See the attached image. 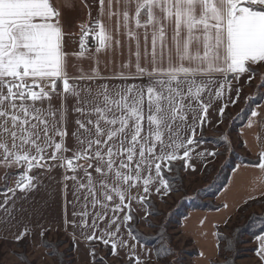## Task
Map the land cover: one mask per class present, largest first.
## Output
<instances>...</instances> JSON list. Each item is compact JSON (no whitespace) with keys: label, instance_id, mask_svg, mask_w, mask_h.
I'll return each mask as SVG.
<instances>
[{"label":"snow or ice","instance_id":"snow-or-ice-1","mask_svg":"<svg viewBox=\"0 0 264 264\" xmlns=\"http://www.w3.org/2000/svg\"><path fill=\"white\" fill-rule=\"evenodd\" d=\"M85 10L89 20L80 24L77 48L69 49L65 37L76 35L73 14ZM105 18L115 20V30L106 27ZM89 38L96 43L90 45ZM125 47L128 58L102 71L101 56H123ZM258 73L264 76V0H0L4 223L24 211L23 204L17 209L18 200L41 187L34 170H42L49 187L58 173L65 212L70 189L74 198L72 220L65 224L80 228L86 241H98L104 250L110 245L112 257L126 249L129 264H182L178 253L163 245L141 257L135 244L120 238L121 228L138 240L129 226L133 204L150 206L153 193L167 196L172 181L164 173L172 172L176 161L196 172L194 160L217 155L201 150L206 141L197 139V130L202 135L204 125L212 123L213 103L227 94L218 108L222 122L229 103L235 105L241 94L237 87L232 98L233 81L247 74L250 85ZM258 87L264 88V79ZM246 126L256 130L260 144L252 166L264 174V109H252ZM20 167L22 173L10 171ZM10 179L14 187H7ZM134 190L142 194L133 195ZM46 231L42 228L39 242L34 241L46 249L39 259L62 264L44 243ZM27 235L25 229L14 236L18 247ZM255 239L257 264H264V234ZM97 254V248L90 249L91 264H105ZM13 255L34 264L24 251Z\"/></svg>","mask_w":264,"mask_h":264},{"label":"crops","instance_id":"crops-1","mask_svg":"<svg viewBox=\"0 0 264 264\" xmlns=\"http://www.w3.org/2000/svg\"><path fill=\"white\" fill-rule=\"evenodd\" d=\"M78 2V0H77ZM65 3H68V0H65ZM89 3H92V0H89ZM70 6V5H69ZM97 16V12L95 9L92 12V17L95 19ZM73 23L71 24V27L74 29L76 35H68L65 37L69 49H76L77 48V42L79 39V31H80V24L81 22L87 23L89 20V17L87 16V10L84 12L77 11L75 14H73ZM104 24L107 28L115 30L116 22L115 20H108L107 18L104 19ZM140 36H141V45L143 47V30H140ZM151 33H149V41H150ZM118 38L121 40H124L125 38L122 35L118 34ZM90 45H94L96 42L92 41L91 38H89ZM133 50L135 49V42L132 44ZM94 51V50H93ZM128 58V51L127 47L124 49V55L120 56L119 54H116L115 56L109 55L107 57L101 56V70L102 71H109L112 67V62L114 61L116 64H119L123 60H126ZM105 60L109 61V68L106 70L104 69V62ZM83 67L85 70L89 67V62L84 61ZM247 80V74L242 76L240 78L239 83L236 81H233L232 87L233 91L231 93V96L233 99L236 98L235 89L237 87H240L241 90H249L250 85L246 83ZM254 82V79L252 80ZM227 100V94L225 95L224 101L214 102L213 107L210 109L209 113V119L212 121L211 124H205L203 127V134L205 136H213L216 134V130L219 126H221L223 123L219 122L220 117L218 115V108L221 103L225 102ZM57 103V101L54 100V104ZM260 106L261 109H264V96L262 101L257 104ZM257 105L254 106L253 109L257 107ZM71 108V104L69 105ZM228 107L231 109L232 104L229 103ZM70 118L74 119V117L71 116ZM249 118V115L246 119V121L238 128L237 130V136L239 137L240 141L242 142V151L245 152L247 155H249L252 158H258V152L260 150V144L255 139L256 130L252 129L249 130L247 128V120ZM71 132V128H70ZM200 134L199 129L197 130V136ZM69 145L73 143V140L69 139L68 141ZM201 150H207V151H216L220 150V148H217L212 142L206 141L202 145ZM68 155H71V153H68ZM215 157H205L203 160L196 159L193 161V163L197 166L196 172H191L190 170L185 171L183 170L184 177L190 180H193L196 177H199L202 173V170L204 166L208 163H211L215 160ZM252 165L255 164H236L235 167L230 172V175L228 177V180L226 184L223 186V188L220 190V192L215 196L214 202L220 207L217 210H191L188 211L187 215L181 219L179 228L185 236L190 238L192 240L193 245L198 251L197 259L203 261H208L210 264V259L215 255L217 248H216V237H215V225L222 223L226 218L234 213L236 208L242 204L244 201L250 199V196H259L262 189H264V174H262L258 168L253 167ZM235 169V170H234ZM12 173L16 174V171H24L23 167L16 168L10 170ZM32 175H41V187L30 193L28 195V198L24 201L18 200L17 201V209L20 208V205L23 204L24 211H17L14 219L11 223L5 224V214L0 211V239L5 240H14V236L19 234L20 232L24 231L25 229L28 232V240L29 242L34 245V241L36 243L39 242L40 237L39 233L43 229H47L50 232H61L65 234L71 241L72 247H73V256L77 263L80 264H91V257L89 255V251L91 248L95 247L97 248L98 252L100 249H103L100 247V243L98 241H86L81 236V229L75 228L70 224H65V219L68 221L72 220V212H73V196L71 195V189L69 190V195L67 197L68 201L70 202L68 204L67 210L65 212V209L63 207V201L61 197L57 194L58 192V186L56 184V179H59L58 173H53V179L51 181V187H49V178L44 177L42 175V170H34ZM4 175V170L0 169V176ZM95 175V174H94ZM0 183H2V180H0ZM15 185V179H10L8 181V187H14ZM3 192V191H0ZM142 194V190H134L133 195H140ZM9 195H11L9 193ZM20 193L17 191V196H19ZM163 195H156L155 193L152 194V198L154 200H159ZM3 200V196H0V201ZM114 202L118 203V199L114 198ZM83 201L81 200L80 204H82ZM80 204L76 205V210H80ZM227 205L228 207L225 208L224 205ZM137 209H139V214L137 212ZM89 210H91L89 208ZM146 212V207H141L138 204H133V211L134 215L138 219V224L140 228H142V216H144V213ZM111 215V213H109ZM121 215V219L123 214ZM89 224H91V219H89ZM77 223L79 224V220H77ZM106 223V222H105ZM105 223H100L99 228L103 229L105 227ZM88 234H91V229L87 230ZM264 234V233H262ZM97 235H99V232H97ZM120 238L128 241L130 245L135 244V251L138 255L143 257L146 253L151 250L154 252L152 247L143 245L139 243L136 240H132L128 232L125 230V228H121ZM255 243L257 245V241L255 240ZM143 246V247H142ZM110 247V245L108 246ZM201 253L203 255H201ZM110 259L119 261V260H125L127 259V250L121 249L120 250V257H112L111 256V248H110ZM257 260V257H255ZM154 259V256H153Z\"/></svg>","mask_w":264,"mask_h":264},{"label":"rangeland","instance_id":"rangeland-1","mask_svg":"<svg viewBox=\"0 0 264 264\" xmlns=\"http://www.w3.org/2000/svg\"><path fill=\"white\" fill-rule=\"evenodd\" d=\"M262 78H264V76L258 73L256 78H254L253 84L250 85L249 90H243L242 94H257L259 89L257 88L256 84ZM239 109H241V104L238 103L236 107L229 109L228 112L236 116ZM229 125V123L222 124L216 130V134L213 135V137H221L225 139L224 145L220 147L222 154L220 153L216 156L215 160L211 162L210 167L203 175L201 174L199 177H196L193 180L187 179L185 177L183 178V188L188 196L196 194L199 190L216 182V180L219 179V177L216 176L221 168L220 165H222L224 161L235 158L234 155H238V153L241 155L246 154L242 151V146H239L238 144L240 139L235 131V124ZM181 197L182 193L176 192L164 197L163 199L160 198L159 200H154L156 214L149 215L147 217V221L143 219L142 228H140L139 224L137 227L142 233L147 235L150 234L151 236H156L158 231L157 228H160L163 231V240L161 243H163L164 247L169 248L170 250H175L178 253L179 259L182 261V264H209L208 261H203L202 263V260L197 259V256H189L185 253V250L195 248V246L193 245L190 238L182 234L179 226L176 225V217L171 215L174 209L173 205L179 201ZM204 201L209 202L211 199H205ZM263 207V205L251 206L241 214H238L235 210L234 213L226 218V220L220 223L222 225L221 233L224 236H228L230 228L242 224L247 215L253 212H260ZM45 242L47 245H51L57 254H63L61 256L63 264H80L75 261L73 253H68L67 249L71 241L65 234L61 232H49L45 237ZM20 244L22 247H18L15 240L0 239V264H23L21 259L13 255V253H20L21 251H24L27 254V258L32 260L34 264H52V262L47 258H45L43 261L39 259V256L46 251L43 246L36 248L29 242V240L20 241ZM221 245L224 246V243ZM248 246H250V244L243 243L238 247L246 249L245 247ZM224 252L225 253H223L222 256L220 254L217 255L216 251L215 255L210 260H216L220 264H225V260L227 261V264H257V260L255 258L256 256L254 257L249 251H242V254L239 256L235 255L234 257L230 256V252ZM104 253L105 250L100 249L97 257L100 259V257L104 256ZM117 263L118 261L112 260L109 257L105 258V264Z\"/></svg>","mask_w":264,"mask_h":264},{"label":"trees","instance_id":"trees-1","mask_svg":"<svg viewBox=\"0 0 264 264\" xmlns=\"http://www.w3.org/2000/svg\"><path fill=\"white\" fill-rule=\"evenodd\" d=\"M264 79V78H262ZM261 80L258 81L257 88L259 89L258 93L255 95H251V94H242L243 90H241V94L240 97L237 101V103L235 105H232L231 108L236 107V105L239 103L241 104V109H239V111H237V115H232L229 111V107H227L226 111H225V115L223 117V122L226 124H235V131L237 132L238 128L246 121L250 111L253 109V107L257 104H259L264 96V88L258 87V85L260 84ZM253 82L251 81L252 85ZM255 85V86H256ZM229 125V126H230ZM223 136V135H220ZM197 139H201L203 141H209L212 142L217 148H220L222 145H224L225 143V139L221 138V137H213V136H205L202 132V135L199 134L197 136ZM239 146H242V142L239 140L238 142ZM217 153V155H219L221 153V150H216L215 151ZM222 154V153H221ZM216 155V156H217ZM235 158L233 159H227L226 161H224L222 163L221 168L217 174L216 177H219V179L216 180V182L210 184L208 187H204L203 189L199 190L198 193L193 194L191 196H188V194H186V192L184 191L183 188V178H184V174H183V168L181 167V162L180 161H176L173 164V171L172 172H165L164 175L170 180L172 181V191L167 195H171L172 193H176V192H181L182 193V197L179 201H177L174 205H173V212H172V216L176 217V225H180L181 219L184 218L188 211L191 210H217L220 205L216 204L213 199L215 198V196L220 192V190L223 188V186L226 184L228 177L230 175V172L232 171V169L235 167L236 164L240 163V164H256L257 163V159L258 158H251L249 155L245 154V155H241L238 153L234 155ZM211 163H208L204 166L203 170H202V175L208 170V168L210 167ZM177 169H179L177 171ZM17 173H22L21 171H16ZM15 174V173H14ZM7 187H8V182H7ZM5 189V184L2 181V183H0V191H3ZM183 190V191H182ZM167 196H162L161 198L163 199L164 197ZM202 198V199H200ZM205 199H211V201H204ZM247 203H245V201L240 204L236 211L238 214L243 213L246 209H248L251 206H258V205H263L264 206V196H257L256 199H248L246 200ZM148 204L150 206H146V212H150L151 215L156 214V206H155V201L154 199L151 197ZM134 219L133 222H130V228L132 229L133 233L138 237V241L139 243L152 247L153 250L155 251L158 247H160L161 245H163V243H161V241L163 240L162 235H163V231L160 228H157V235L156 236H151L150 234H144L142 233L137 225H138V219L137 217L134 215V213H132ZM149 216V215H148ZM147 216V217H148ZM147 217L145 218V221H147ZM230 219V218H229ZM228 219V220H229ZM221 224H217L215 225V237H216V248H217V255H222L223 253L226 252H230V256H239L240 254H242V251H249L254 257L255 255V249L257 247L256 243H255V237L256 235H260L262 233H264V207L261 209L260 212H253L250 213L249 215H247L244 219V221L242 222V224L240 225H236L233 226L232 228H230V232L228 236H224L221 233ZM160 229V230H159ZM50 231L47 230L45 232L44 235V243L45 242V237L46 235L49 233ZM58 232V231H55ZM165 239V238H164ZM27 240V237L24 239ZM189 242V241H188ZM224 243V246H222L221 244ZM250 244V246L245 247L246 249H242L240 247H238L240 244ZM217 245H219V247H217ZM164 246V245H163ZM100 247L104 249V245L100 244ZM73 247L72 244L70 242L69 246H68V253H73L72 252ZM186 254L189 256H198V251L196 248H192L189 250H185ZM58 256H62L61 254H57ZM110 256V247H107V249L105 250L104 253V258H108ZM226 259V258H225ZM62 260V259H61ZM97 260H99V258L97 257ZM63 264V261H62ZM117 264H129L128 259L125 260H119ZM210 264H220L218 261L216 260H210Z\"/></svg>","mask_w":264,"mask_h":264}]
</instances>
